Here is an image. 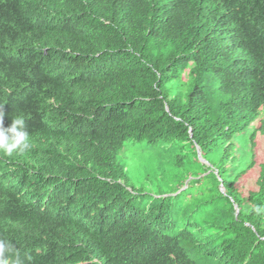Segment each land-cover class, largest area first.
I'll list each match as a JSON object with an SVG mask.
<instances>
[{"label": "trees", "instance_id": "obj_1", "mask_svg": "<svg viewBox=\"0 0 264 264\" xmlns=\"http://www.w3.org/2000/svg\"><path fill=\"white\" fill-rule=\"evenodd\" d=\"M0 104L22 264H264V0H0Z\"/></svg>", "mask_w": 264, "mask_h": 264}, {"label": "clouds", "instance_id": "obj_2", "mask_svg": "<svg viewBox=\"0 0 264 264\" xmlns=\"http://www.w3.org/2000/svg\"><path fill=\"white\" fill-rule=\"evenodd\" d=\"M88 100V98L84 99V101ZM3 106L0 104V154L8 157L24 154L31 148L30 134L25 126L24 117L22 114L12 116L11 124L5 127ZM91 113L92 110L88 109L87 116ZM13 255L15 259L12 258ZM0 264H22L20 256L14 253L11 242L6 239H0Z\"/></svg>", "mask_w": 264, "mask_h": 264}, {"label": "rangeland", "instance_id": "obj_3", "mask_svg": "<svg viewBox=\"0 0 264 264\" xmlns=\"http://www.w3.org/2000/svg\"><path fill=\"white\" fill-rule=\"evenodd\" d=\"M262 117L264 118V107H263ZM233 156L238 158V160H239L241 155L237 151H235ZM129 158H130V161L128 162V170H129L130 173L136 171L137 166H138V168L143 169L144 166L137 163L138 162V156L130 155ZM135 175H136V173L133 176H135ZM254 178H256V173L255 172L253 173V179L252 180H254ZM251 182L252 181H250L249 184ZM251 184H253V183H251ZM237 187H238L237 189H238L239 193H241L242 196H245L247 194L246 193V189L248 187H246V185H244L243 182H239ZM221 190L224 191L223 188H221ZM167 196H170V194H168Z\"/></svg>", "mask_w": 264, "mask_h": 264}, {"label": "water", "instance_id": "obj_4", "mask_svg": "<svg viewBox=\"0 0 264 264\" xmlns=\"http://www.w3.org/2000/svg\"><path fill=\"white\" fill-rule=\"evenodd\" d=\"M197 154H198V157H199V150H198Z\"/></svg>", "mask_w": 264, "mask_h": 264}]
</instances>
